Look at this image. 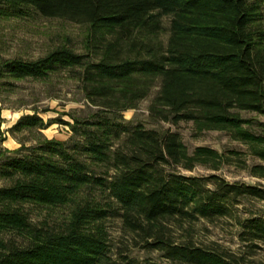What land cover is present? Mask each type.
<instances>
[{
    "label": "trees",
    "instance_id": "16d2710c",
    "mask_svg": "<svg viewBox=\"0 0 264 264\" xmlns=\"http://www.w3.org/2000/svg\"><path fill=\"white\" fill-rule=\"evenodd\" d=\"M32 14L85 27L84 50L3 60L1 87L65 72L95 111L59 121L66 141L0 149V264H156L132 249L163 264H264V187L216 174L234 166L264 182V134L250 130L264 124L242 116L264 115V0H0V19ZM150 95L152 119L225 132L260 164L239 151H189L179 134L123 118ZM47 124L24 115L10 132ZM196 167L212 173H183ZM37 208L68 213L34 221ZM221 219L237 230L236 251L194 239L197 222Z\"/></svg>",
    "mask_w": 264,
    "mask_h": 264
},
{
    "label": "rangeland",
    "instance_id": "374dc122",
    "mask_svg": "<svg viewBox=\"0 0 264 264\" xmlns=\"http://www.w3.org/2000/svg\"><path fill=\"white\" fill-rule=\"evenodd\" d=\"M86 30L85 27L66 20L45 18L37 14H32L30 18L24 20L0 19V63L3 60L12 59L36 60L62 45L82 53ZM163 39H166V36H163ZM10 83L12 86H2V88L0 85V149L4 151L16 150L21 145L32 146L43 140L66 141L71 135L69 126L60 124L59 121L72 123L71 117L84 118L95 111V108L88 104L78 83L69 78V74L65 72L46 80L27 79L10 81ZM151 98L152 95L142 101L137 109L124 111L123 118L130 122H141L148 129L177 133L189 151L198 146H206L218 152L239 151L246 154L245 159L248 166L260 164L259 160L248 156L245 145L233 141L225 132H198L191 122H180L173 125L152 119L147 110ZM33 114L41 117L44 123H48L44 129L10 132V128L20 117ZM242 116L264 124V115L242 113ZM250 130L255 134H264L262 127L254 125ZM183 173L204 176L212 172L196 167L191 172ZM216 174L229 182L261 184L264 187L263 181L234 166L223 167ZM67 213L68 209L37 208L33 209L31 217L34 221L47 217L50 222H54L65 217ZM105 225L114 245H121L126 241L122 238L117 219H108ZM194 229V239L197 243L217 242L232 251H236L239 247L236 237L237 230L232 221L228 219L217 220L213 223L199 221ZM128 255L139 262L165 263L156 252L132 249ZM256 258L259 259L260 256Z\"/></svg>",
    "mask_w": 264,
    "mask_h": 264
}]
</instances>
